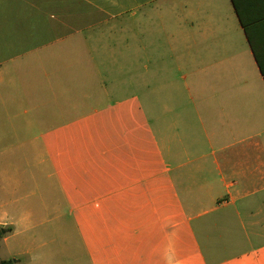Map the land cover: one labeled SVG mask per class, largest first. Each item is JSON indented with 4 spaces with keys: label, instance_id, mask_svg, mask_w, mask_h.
<instances>
[{
    "label": "crops",
    "instance_id": "0c3cea01",
    "mask_svg": "<svg viewBox=\"0 0 264 264\" xmlns=\"http://www.w3.org/2000/svg\"><path fill=\"white\" fill-rule=\"evenodd\" d=\"M94 16L151 33L126 47L140 94L69 119ZM1 116L12 132L19 117L26 132L109 128L78 156L82 185L64 180L93 197L81 248L45 264H264V0H0Z\"/></svg>",
    "mask_w": 264,
    "mask_h": 264
},
{
    "label": "rangeland",
    "instance_id": "374dc122",
    "mask_svg": "<svg viewBox=\"0 0 264 264\" xmlns=\"http://www.w3.org/2000/svg\"><path fill=\"white\" fill-rule=\"evenodd\" d=\"M85 11L93 13L88 7ZM93 18L85 22L84 65L70 69L69 104L78 99L80 107H70L73 114L69 119H83L90 105L106 106L122 97V92L140 94L141 63L134 62L126 47L141 43L146 40L144 34L151 33L137 21L134 32L125 31V16L106 23ZM156 23L149 26V32L156 29ZM133 33L135 39L131 38ZM92 94L98 95V101H88L85 106L83 101ZM25 119L10 118L18 129L12 132L3 130L10 127L5 116L0 118V218L11 228H3L7 232L0 238V261L45 264L48 255L75 254L81 248L76 245L80 241L81 207L91 203L93 197L79 190V196H72L64 180L71 176L82 185L86 176L77 166L78 156L87 153L83 146L91 141L100 142L105 136L107 142L109 128L71 134L26 132L24 126H17ZM66 136L70 140L66 141ZM50 142V148L42 147Z\"/></svg>",
    "mask_w": 264,
    "mask_h": 264
},
{
    "label": "trees",
    "instance_id": "16d2710c",
    "mask_svg": "<svg viewBox=\"0 0 264 264\" xmlns=\"http://www.w3.org/2000/svg\"><path fill=\"white\" fill-rule=\"evenodd\" d=\"M7 231L5 230V232L3 231V229L0 228V238L3 236V234H5ZM0 264H13V262L11 260H2L0 261Z\"/></svg>",
    "mask_w": 264,
    "mask_h": 264
},
{
    "label": "clouds",
    "instance_id": "9594fccd",
    "mask_svg": "<svg viewBox=\"0 0 264 264\" xmlns=\"http://www.w3.org/2000/svg\"><path fill=\"white\" fill-rule=\"evenodd\" d=\"M5 215H6V213H5ZM0 222H2V220H0ZM168 264H179V261H173V259L170 257L168 259Z\"/></svg>",
    "mask_w": 264,
    "mask_h": 264
}]
</instances>
